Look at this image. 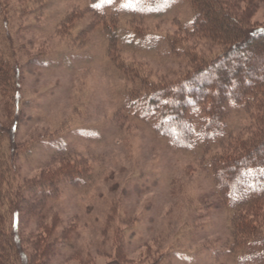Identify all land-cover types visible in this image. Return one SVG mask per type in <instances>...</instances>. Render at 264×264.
I'll use <instances>...</instances> for the list:
<instances>
[{"label": "rangeland", "instance_id": "374dc122", "mask_svg": "<svg viewBox=\"0 0 264 264\" xmlns=\"http://www.w3.org/2000/svg\"><path fill=\"white\" fill-rule=\"evenodd\" d=\"M222 1L243 28L264 27V0ZM197 4L0 0V58L9 66L0 63V208L9 227L18 202L34 203V215L22 220L30 260L245 264L233 242L236 212L219 202L213 160L258 145L264 102L230 105L223 135L190 149L175 146L156 129V117H144L132 102L148 93L146 83L179 84L230 48L207 15L196 20ZM224 63L219 69L231 65ZM192 120L199 134L205 117L193 113ZM70 174L85 183L64 185L52 197L28 189ZM259 203L248 213L250 230L264 231Z\"/></svg>", "mask_w": 264, "mask_h": 264}, {"label": "trees", "instance_id": "16d2710c", "mask_svg": "<svg viewBox=\"0 0 264 264\" xmlns=\"http://www.w3.org/2000/svg\"><path fill=\"white\" fill-rule=\"evenodd\" d=\"M197 1L196 8L201 12L195 9L196 20L204 17L203 14L207 15L208 25L215 30L216 36L221 34L223 40L231 41L230 48L223 58L216 62L217 64L194 69L179 80V84L146 83L144 86L148 93L135 95L132 100L135 106L142 107L141 113L144 117H156V129L182 149L195 148L199 141L211 143L212 140L221 137L226 124L225 115L230 105L241 103L248 108L259 99L260 103L264 102V67L261 68L259 63L264 59V48L255 45L256 42L264 43V27L254 31L243 28L238 19L224 6L222 0ZM251 43L254 44L255 51L252 47L248 48ZM253 54H256L254 58L251 57ZM234 55H237L236 59L231 60ZM256 58L260 60L257 61ZM226 60H229L231 65H226L225 70L219 69L220 66L225 65ZM5 61L4 58H0L2 66L7 68L9 66ZM37 61L38 59L34 61L36 67ZM261 70L259 76H252ZM242 79L246 82H242ZM226 86L232 89L227 91ZM19 98L17 91L16 100L18 101ZM193 113L203 116V120L205 117V125L199 134H196L192 120ZM15 127L17 126L14 125L11 130ZM1 132L4 134L6 130L0 124ZM213 167L216 169L215 178L220 187L221 206L230 207L236 212L233 217L236 221L233 242L234 246L239 244L243 249L241 261L245 264H264V231L250 230L251 221L248 220L250 210L258 208L259 202L264 200V136L256 147L240 156L214 159ZM82 178L76 174L65 175L60 179L51 176L31 184L28 189L31 191L39 189L41 193L48 190L49 192L43 195L52 197L61 192L64 185L81 186L85 183V179ZM34 196L38 195L34 194ZM2 200L3 190L0 189V207ZM3 205L2 203V209L0 208V264H43L42 260H30L28 249L24 246V240L28 237L25 238L22 234V220L26 214L34 215V203L27 204L24 199L18 202L12 210L9 227L4 225L5 220L2 218ZM60 239L63 240L62 242L65 241L61 237ZM58 243L57 240L52 243L54 251Z\"/></svg>", "mask_w": 264, "mask_h": 264}, {"label": "snow or ice", "instance_id": "6c2138e0", "mask_svg": "<svg viewBox=\"0 0 264 264\" xmlns=\"http://www.w3.org/2000/svg\"><path fill=\"white\" fill-rule=\"evenodd\" d=\"M106 2H109V3H110V2H111V0H106Z\"/></svg>", "mask_w": 264, "mask_h": 264}]
</instances>
